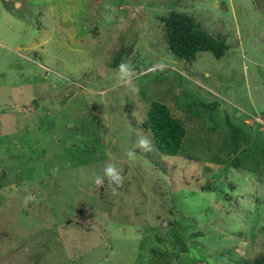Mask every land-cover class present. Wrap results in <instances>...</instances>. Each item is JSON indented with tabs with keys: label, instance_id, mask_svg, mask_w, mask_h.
<instances>
[{
	"label": "rangeland",
	"instance_id": "rangeland-1",
	"mask_svg": "<svg viewBox=\"0 0 264 264\" xmlns=\"http://www.w3.org/2000/svg\"><path fill=\"white\" fill-rule=\"evenodd\" d=\"M172 12L225 55H173ZM121 62L137 94L115 86ZM153 102L185 129L176 157L156 149ZM142 134L152 151L135 146ZM107 162L123 176L115 193L94 182ZM262 256L264 0H0V264Z\"/></svg>",
	"mask_w": 264,
	"mask_h": 264
},
{
	"label": "trees",
	"instance_id": "trees-1",
	"mask_svg": "<svg viewBox=\"0 0 264 264\" xmlns=\"http://www.w3.org/2000/svg\"><path fill=\"white\" fill-rule=\"evenodd\" d=\"M163 24L169 50L179 59L193 63L202 52H210L218 60L225 55L224 42H216L199 32L194 20L189 16L172 12L164 19ZM147 124L156 149L161 154L171 157L180 155L185 129L182 123L173 117L166 105L153 102L148 113ZM234 136L236 138V135ZM232 152L236 154L235 149ZM253 264H264V256L258 258Z\"/></svg>",
	"mask_w": 264,
	"mask_h": 264
},
{
	"label": "clouds",
	"instance_id": "clouds-1",
	"mask_svg": "<svg viewBox=\"0 0 264 264\" xmlns=\"http://www.w3.org/2000/svg\"><path fill=\"white\" fill-rule=\"evenodd\" d=\"M136 79V72L129 62H121L118 65L116 70V82L115 86L125 87L130 94H137L139 88L135 85L134 81ZM135 146L142 149L144 152H150L153 150V140L151 139L150 134L139 135L136 139ZM136 150L135 148L129 149L126 152V156L129 161H134L136 159ZM53 175H56L59 172V166L51 169ZM105 178H107L108 184L112 187L113 192L122 185L123 176L121 174V169L116 166V164L107 162L103 167V176L96 175L94 177V182L97 186L104 185ZM35 198L31 195L25 198L26 202L29 200H34Z\"/></svg>",
	"mask_w": 264,
	"mask_h": 264
},
{
	"label": "water",
	"instance_id": "water-1",
	"mask_svg": "<svg viewBox=\"0 0 264 264\" xmlns=\"http://www.w3.org/2000/svg\"><path fill=\"white\" fill-rule=\"evenodd\" d=\"M33 104L35 105V107H37V102L36 101Z\"/></svg>",
	"mask_w": 264,
	"mask_h": 264
}]
</instances>
